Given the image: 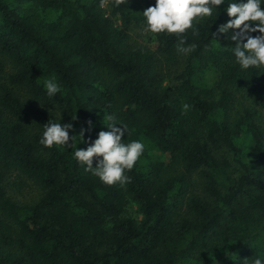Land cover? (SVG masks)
<instances>
[{"label": "trees", "instance_id": "16d2710c", "mask_svg": "<svg viewBox=\"0 0 264 264\" xmlns=\"http://www.w3.org/2000/svg\"><path fill=\"white\" fill-rule=\"evenodd\" d=\"M154 3L0 0V264L264 258V67L241 69L234 42L213 35L226 4L178 35L147 30ZM240 92L258 109L234 119ZM49 120L71 123L78 148L126 126L123 142L145 145L131 182L106 185L72 148L42 145Z\"/></svg>", "mask_w": 264, "mask_h": 264}, {"label": "clouds", "instance_id": "9594fccd", "mask_svg": "<svg viewBox=\"0 0 264 264\" xmlns=\"http://www.w3.org/2000/svg\"><path fill=\"white\" fill-rule=\"evenodd\" d=\"M225 4L227 6L223 11L226 12L228 20L220 24L213 35L217 40L223 35L225 40L234 42L235 47L231 49V53L241 69L264 67V0H155L154 5L143 11V15L147 30L152 33L179 35L191 29L194 35H198L199 31L194 22L211 17L214 11L220 12V6ZM185 43L181 37L177 51L187 55L196 45L185 47ZM43 86L50 98L60 93L62 87L55 76L47 78ZM71 128V123L49 120L44 124L39 142L49 148L53 145L72 148L73 158L77 163L106 185L119 183L124 186L131 182L126 173L143 156L145 145L138 139L124 143L126 126L108 124V130L99 131L97 138L90 141L86 148L77 147V135L69 136ZM252 264H264V258L257 256Z\"/></svg>", "mask_w": 264, "mask_h": 264}, {"label": "rangeland", "instance_id": "374dc122", "mask_svg": "<svg viewBox=\"0 0 264 264\" xmlns=\"http://www.w3.org/2000/svg\"><path fill=\"white\" fill-rule=\"evenodd\" d=\"M251 107H254L256 110L258 109L256 106H254L251 103L250 99L246 95L242 94L241 92L234 93L233 98L229 100L228 103V108H229L228 113L231 116V118L234 117L235 119L236 117L239 116V114L243 111V109L251 108ZM30 192H31L30 187H25L24 189L16 188L13 191L12 195L14 196V198L24 199L29 196Z\"/></svg>", "mask_w": 264, "mask_h": 264}]
</instances>
